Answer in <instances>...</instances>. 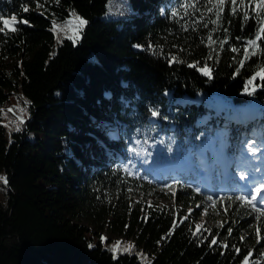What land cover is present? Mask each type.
<instances>
[{
  "label": "trees",
  "instance_id": "obj_1",
  "mask_svg": "<svg viewBox=\"0 0 264 264\" xmlns=\"http://www.w3.org/2000/svg\"><path fill=\"white\" fill-rule=\"evenodd\" d=\"M115 1L0 0V264H262L251 253L264 246V216L236 199L245 193L231 180L218 195L213 158L203 192L182 173L180 190L162 195L173 206L128 198L174 180L148 168L200 149L216 130L234 158L244 130L262 131L252 145L264 140V35L244 59L264 19L260 0H243L247 20L240 0L235 14L225 0L216 24L218 0L212 12L203 0H122L123 15L110 16ZM199 205L226 226L197 231L187 209Z\"/></svg>",
  "mask_w": 264,
  "mask_h": 264
},
{
  "label": "rangeland",
  "instance_id": "obj_2",
  "mask_svg": "<svg viewBox=\"0 0 264 264\" xmlns=\"http://www.w3.org/2000/svg\"><path fill=\"white\" fill-rule=\"evenodd\" d=\"M126 8L127 4L125 2L122 0H116L109 8V15H123L122 12ZM16 62V58H10L8 60L10 67L15 65ZM15 108L22 116L25 115L23 114L22 110H20V107L17 106ZM233 111L236 113L235 108ZM256 112V107H250L248 109L250 116H253V114ZM213 134V139H208L202 144L200 149L184 150L181 156L177 157L174 161L167 162L157 168H148V171L155 177L162 176L167 178L171 175L170 177H173L174 180L164 184L163 187L157 190V193L155 194H146L139 191L129 193L128 198L131 200V202L146 206H173L175 201L162 197V195L171 194L173 196L180 190L176 180L182 173L190 177V184L192 185L193 189L203 192L205 189L204 187L209 188L210 186L209 164L207 160L213 158L215 162L214 169L216 171V177L220 179V184L217 188L218 195L220 197L224 195L226 189L225 186L227 182L231 180L233 181L234 185L239 186L243 193L247 191L244 196L248 197L249 199L252 195H257V201L254 203H256L257 207L264 211V204L259 203V196L261 192L264 191V188H260V185L264 184V180L260 181L254 190L252 189L253 186H251L250 189H246L237 184L244 180L246 187H249L248 180L250 176H253L257 179L264 178V140L260 141L259 147L252 145L253 143L251 144L250 140H247L249 136H262V131L255 127L250 131L244 130L243 133H241V149H243V152L239 155V157L236 158L230 156L226 149L220 144L221 131L216 130ZM108 135L111 137L116 136L115 132H110ZM233 166H236L235 168H237L234 172L231 171V167ZM169 185L171 188L168 187ZM257 188H260L259 194L256 192ZM191 213H195L196 216H198V224L201 226L200 229L202 231L219 230L220 228H224L226 226V223L222 220H210L209 210H203L200 205L195 208L191 207L187 209L188 216ZM77 222L89 227L95 232H99L104 238L116 240L118 242L122 240V236L112 234L108 228L100 229L98 225L85 216L79 217ZM252 254L257 256L258 263L264 264L263 245H259V247L254 249L251 255Z\"/></svg>",
  "mask_w": 264,
  "mask_h": 264
},
{
  "label": "snow or ice",
  "instance_id": "obj_3",
  "mask_svg": "<svg viewBox=\"0 0 264 264\" xmlns=\"http://www.w3.org/2000/svg\"><path fill=\"white\" fill-rule=\"evenodd\" d=\"M203 2H204V5L206 7V10L208 12H212L213 11V7H208V6L209 5H213V0H203ZM229 3L231 5L230 11L233 14H235L237 12V0H229ZM224 4H225V0H218V3L216 5H214V7L216 9V11H215V19L209 18L208 22L213 23V24H216L217 21H219L221 19V15L220 14L223 12V6H224ZM240 5H241V10L243 12V18L245 20H247L249 18V12H248V10L246 8H244V6H243V0H240ZM255 8H256V11L257 12H260L261 10H264V0H260V2L256 4ZM23 11L27 12L28 11L27 7H25L23 9ZM173 15H176V14L173 13ZM184 15H188V13L185 12ZM12 20L15 21L16 20V17L13 16L12 17ZM8 23H9L8 20H4L3 21V24L4 25H8ZM24 23H27V21H24ZM80 23L81 24H86L87 21L86 20H80ZM259 23L261 24V26L259 28L258 33L255 35V39H249L246 42V45L247 46L244 48V59H247L248 56H249L248 46H258L257 45V42L261 39V36L264 35V19H262ZM205 26H207V23L205 24ZM4 31H5V29L3 27H0V33L4 32ZM13 31H15V29H13ZM208 40L211 43H213V44L216 43V41L212 39V36L211 35L208 36ZM225 43H227V41H221V48H223V45ZM230 50L233 53L239 51V49L236 48V47H231ZM252 55H255V52H252ZM208 58L209 59H212L211 55H209ZM172 59L175 60V57H173ZM189 66H193V65H189ZM239 66L240 67H243L244 66V60H241L240 61V65ZM206 68H207V65H205V68H202L201 71H202V73L205 76H209L210 75V72L209 71H206L205 70ZM257 75H260L262 78H264V71H262L260 73H257ZM255 79H256V76H253L251 79L248 80L247 84L248 85H252V83H253V81ZM254 91H255L254 88L250 89L249 87L245 86V92H246V94L251 95V94L254 93ZM151 115L153 117H156L158 115V113L156 111H153L151 113ZM16 130L19 131V128H17ZM0 180H3L5 184L8 183L7 179L4 178V177H0ZM168 187L171 188L170 185ZM260 188H264V184L260 185ZM260 188H257L256 189L257 194L260 193ZM229 199H231V198H229ZM236 199L238 201H244L245 202V205H247L248 207H250L254 212L259 213V215H256L255 216V219L257 221H259L260 218L262 216H264V211H262L259 207H257V204L256 203H254L255 201H257V195H252L250 199L248 197H246V196L236 197ZM207 200L208 201H212L213 202V205L215 204V201H213V197L212 196H208L207 197ZM259 203L264 204V195L260 196ZM245 205H241V207H244ZM225 211H226V209H225ZM183 219L186 220V219H188V217L185 216V217H183ZM182 222H183V220H181V223ZM175 226L176 225L174 224L173 227H175ZM200 227L201 226L199 224H197L196 225V230L198 231L200 229ZM231 231H232V229L229 228V230H228V234L229 235H231ZM255 231L257 232V234L259 233V229L258 228ZM169 234H171V233H169ZM241 239H243V237H241ZM216 244H217V239L216 238H213L211 240V245H216ZM222 247H225L226 248L227 245L224 244V245H222ZM238 251H239V249H237V252ZM245 264H247V258H245Z\"/></svg>",
  "mask_w": 264,
  "mask_h": 264
},
{
  "label": "bare ground",
  "instance_id": "obj_4",
  "mask_svg": "<svg viewBox=\"0 0 264 264\" xmlns=\"http://www.w3.org/2000/svg\"><path fill=\"white\" fill-rule=\"evenodd\" d=\"M263 180H264V178L263 179H257V178H255L253 176H250L249 180H248V183H249V186H253L252 189L254 190L257 187L258 183L260 181H263Z\"/></svg>",
  "mask_w": 264,
  "mask_h": 264
}]
</instances>
